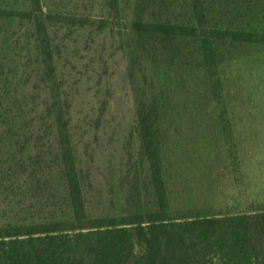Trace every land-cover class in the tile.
Returning a JSON list of instances; mask_svg holds the SVG:
<instances>
[{
    "label": "trees",
    "instance_id": "trees-1",
    "mask_svg": "<svg viewBox=\"0 0 264 264\" xmlns=\"http://www.w3.org/2000/svg\"><path fill=\"white\" fill-rule=\"evenodd\" d=\"M8 1L37 66L0 37V264H264V210L173 205L160 134L182 44L211 76L264 45V0Z\"/></svg>",
    "mask_w": 264,
    "mask_h": 264
},
{
    "label": "rangeland",
    "instance_id": "rangeland-1",
    "mask_svg": "<svg viewBox=\"0 0 264 264\" xmlns=\"http://www.w3.org/2000/svg\"><path fill=\"white\" fill-rule=\"evenodd\" d=\"M12 30L17 44L3 46L20 62L31 57L27 67L34 71L31 28L0 20V37ZM189 46L182 44L176 79L163 87L162 110L177 117L160 131L171 202L210 213L264 210V45L220 43L211 76L201 74Z\"/></svg>",
    "mask_w": 264,
    "mask_h": 264
}]
</instances>
